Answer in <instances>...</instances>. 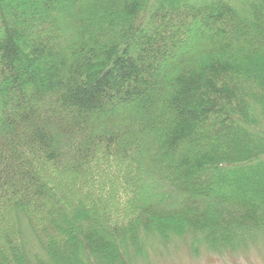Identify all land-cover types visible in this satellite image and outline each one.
I'll use <instances>...</instances> for the list:
<instances>
[{
  "label": "trees",
  "instance_id": "obj_1",
  "mask_svg": "<svg viewBox=\"0 0 264 264\" xmlns=\"http://www.w3.org/2000/svg\"><path fill=\"white\" fill-rule=\"evenodd\" d=\"M177 242L264 250V0H0V264Z\"/></svg>",
  "mask_w": 264,
  "mask_h": 264
},
{
  "label": "rangeland",
  "instance_id": "obj_2",
  "mask_svg": "<svg viewBox=\"0 0 264 264\" xmlns=\"http://www.w3.org/2000/svg\"><path fill=\"white\" fill-rule=\"evenodd\" d=\"M22 226H25L24 222ZM29 249L38 254L33 243L28 244ZM169 250L161 251L155 254L149 251L151 264H264V250L250 249V251H241L236 254H214L206 251L204 248L197 253L196 250L189 251L187 247L177 242L176 245H170ZM142 264V263H139Z\"/></svg>",
  "mask_w": 264,
  "mask_h": 264
}]
</instances>
